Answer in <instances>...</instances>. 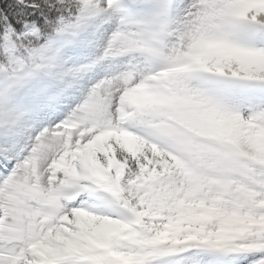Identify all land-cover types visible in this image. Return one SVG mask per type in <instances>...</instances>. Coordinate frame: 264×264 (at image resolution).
I'll return each instance as SVG.
<instances>
[{
  "label": "snow or ice",
  "instance_id": "obj_1",
  "mask_svg": "<svg viewBox=\"0 0 264 264\" xmlns=\"http://www.w3.org/2000/svg\"><path fill=\"white\" fill-rule=\"evenodd\" d=\"M0 264H264V0H0Z\"/></svg>",
  "mask_w": 264,
  "mask_h": 264
}]
</instances>
